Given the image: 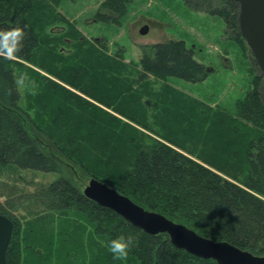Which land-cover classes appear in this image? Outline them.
<instances>
[{"label": "rangeland", "instance_id": "rangeland-1", "mask_svg": "<svg viewBox=\"0 0 264 264\" xmlns=\"http://www.w3.org/2000/svg\"><path fill=\"white\" fill-rule=\"evenodd\" d=\"M107 1L37 0L34 5L40 3L39 8L28 20L36 26L38 19L42 47L34 64L10 59L20 106L28 116L25 127L64 168L60 175L0 168V203L22 225L23 237L32 212L41 209L32 197L60 179L83 193L96 168L131 170L134 148L149 147L154 141L226 179L237 178L247 189L243 158L260 125L243 121L240 104L256 87L264 101V76L245 40L237 39L221 18L192 11L183 0H132L120 27L101 23L99 13H108ZM145 26L149 32L142 35ZM170 41L185 42L205 65L204 82L153 76L139 81L143 50ZM55 108L61 114L56 115ZM69 121L81 128L84 139L110 130L111 136L104 134L106 142L100 144L105 154L88 147L99 143V137L70 145L63 130ZM214 166L226 170L230 178ZM73 231L82 253L75 260L78 264H135L103 259L89 227Z\"/></svg>", "mask_w": 264, "mask_h": 264}, {"label": "trees", "instance_id": "trees-1", "mask_svg": "<svg viewBox=\"0 0 264 264\" xmlns=\"http://www.w3.org/2000/svg\"><path fill=\"white\" fill-rule=\"evenodd\" d=\"M36 1L0 0V29L25 28L24 47L14 58L30 64H34V55L42 47L38 19H35L36 26L28 20L32 15L34 19L39 8L40 3L34 5ZM183 1L192 11L221 18L237 39H243L239 32V6L231 0ZM130 3L132 0H108L104 5V11L108 13H99V22L120 27ZM90 51L97 54L92 49ZM140 66L142 75L139 81L153 76L195 84L204 82L208 77L205 65L195 59L183 41L157 43L145 48ZM54 97L60 99L62 94L60 98L59 95ZM20 103L21 93L12 61L0 56V168L62 174L64 168L61 163L46 154L28 133L25 127L28 116L23 114ZM55 111L56 115L60 113L57 108ZM239 114L243 121H258L260 125L258 135L248 142L243 158L247 189L238 183L237 178L226 179L160 141H154L149 147H135L134 159L129 165L131 170L119 172L118 167L112 164L114 167L109 168L111 170L99 166L91 174L146 210L162 214L203 237L228 242L262 256L258 253L264 252V101L259 87L242 101ZM260 118L262 121H259ZM72 121L65 124L69 125L68 129H63L69 136L68 143L84 144L85 139L99 137V145L88 144V147L105 154L100 144L106 142L103 136L110 130L84 139L78 132L81 128L73 127ZM213 168L230 178L226 170ZM31 202L42 210L32 212V221L28 223L24 237L22 225L0 203V214L11 219L15 225L7 264H78L75 260L82 253L78 247L79 237L73 231V227L77 226L91 229L92 242L102 258L109 262L114 263V258L108 244L122 235L125 238L134 237L130 254L125 260L135 264H217L175 248L167 235H148L113 211L88 200L65 179L50 184L41 194L32 197Z\"/></svg>", "mask_w": 264, "mask_h": 264}, {"label": "water", "instance_id": "water-1", "mask_svg": "<svg viewBox=\"0 0 264 264\" xmlns=\"http://www.w3.org/2000/svg\"><path fill=\"white\" fill-rule=\"evenodd\" d=\"M231 1L239 6V32L264 76V0ZM148 31L147 27L143 28L141 34L146 35ZM83 195L148 235H167L175 248L196 258L217 264H264V256L241 250L228 242H216L203 237L162 214L146 210L98 179H91ZM14 228V222L0 214V264H7Z\"/></svg>", "mask_w": 264, "mask_h": 264}, {"label": "clouds", "instance_id": "clouds-1", "mask_svg": "<svg viewBox=\"0 0 264 264\" xmlns=\"http://www.w3.org/2000/svg\"><path fill=\"white\" fill-rule=\"evenodd\" d=\"M26 35L25 28L22 26L0 29V56H4L8 59L15 57L24 47L23 42ZM25 79H27V74H25ZM21 83H23V80ZM133 242L134 237L128 236L125 238L121 235L110 241L108 244V250L113 254L114 259L125 260L130 254ZM258 254L264 256V252Z\"/></svg>", "mask_w": 264, "mask_h": 264}, {"label": "flooded vegetation", "instance_id": "flooded-vegetation-1", "mask_svg": "<svg viewBox=\"0 0 264 264\" xmlns=\"http://www.w3.org/2000/svg\"><path fill=\"white\" fill-rule=\"evenodd\" d=\"M146 27L149 29V27H148V26H145V27H143V28H146ZM143 28H141V30H142ZM141 30H140V33H141ZM148 32H149V31H148Z\"/></svg>", "mask_w": 264, "mask_h": 264}]
</instances>
